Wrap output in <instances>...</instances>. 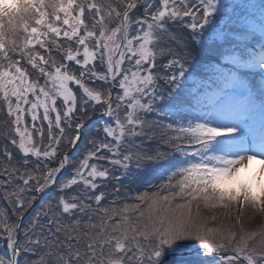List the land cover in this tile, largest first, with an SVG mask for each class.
Masks as SVG:
<instances>
[{
	"label": "trees",
	"instance_id": "16d2710c",
	"mask_svg": "<svg viewBox=\"0 0 264 264\" xmlns=\"http://www.w3.org/2000/svg\"><path fill=\"white\" fill-rule=\"evenodd\" d=\"M131 1L0 0V75L22 72L34 85L24 125L29 142L17 133L0 86V197L6 200L18 189L29 170L41 179L39 188L48 190L80 127L107 112L82 129V141L52 191L75 204L67 215L82 217V229L68 239L82 236V246L91 251L100 240L113 246L141 240L162 259L173 246L169 241L220 231L221 213L235 208V193L221 186L224 169L209 163L220 162L211 152L240 135L216 134L200 119L219 121L217 113L224 117L222 111L236 106L242 94L233 85L237 73L221 62L244 66L248 55L264 52V36L246 29L248 40L242 41L243 27L236 25H230L235 35L226 25L219 35H208L213 21L198 0H142L127 20V43L134 45L123 47L112 97L113 53ZM138 31L151 32L153 39H134ZM57 69L68 77L70 97H61L51 81ZM43 96L49 99L48 117L39 106ZM101 211L107 216H98ZM15 213L10 218L17 225L22 213ZM258 227L260 240L250 241L262 247L264 223ZM244 232L238 227L206 245L237 252ZM61 235L66 239L67 233ZM181 241L175 245H186Z\"/></svg>",
	"mask_w": 264,
	"mask_h": 264
},
{
	"label": "rangeland",
	"instance_id": "374dc122",
	"mask_svg": "<svg viewBox=\"0 0 264 264\" xmlns=\"http://www.w3.org/2000/svg\"><path fill=\"white\" fill-rule=\"evenodd\" d=\"M235 1L237 0H206L204 7L207 14H216L225 11L228 7L227 5ZM142 36H144L143 33ZM19 76L7 73L0 77L4 99L8 96L15 99L14 112L16 113V120L14 122L17 126L21 124L20 121H26L27 113L25 108L28 107L30 95L34 91L30 92L33 85L30 84L29 80L25 79V76H22V74H19ZM57 76L60 78L57 86L62 89L65 87L64 80L60 75L57 74ZM251 77L257 80V89L255 91L261 96V99H259L260 103L264 104L262 78L258 74H251ZM43 97L44 99H42L43 101L39 106L44 109L48 117L49 99H46V96ZM53 100L55 101L56 98L54 97ZM36 104L38 105L39 103L37 102ZM248 107L252 110L255 109L253 103L250 104L248 102L238 109V115L242 119L248 118L247 125L239 122L237 114L231 113V119L228 122L220 125L217 124L215 128L218 133H223L227 129H236L238 132L246 131L248 133L245 137L248 140L246 143L252 146L250 149H247V146L229 148V150L222 154V157L228 160L223 164L226 165L227 169L224 170V175H222L223 182L225 180V183L221 186L226 188L227 193L228 191L234 192V197H236V202L233 206L235 208L226 211L225 216L223 212L221 213L223 220L220 223L225 226H220L222 227L219 228L220 231L216 229L217 227L213 228L216 229L215 232H211L210 229L197 231L199 239L203 237L201 241H197L199 239L195 235L189 236V238L186 235L183 238L179 237V239L167 241L175 245L177 241L182 240L180 243H186L190 246L191 250L198 249V254H202L205 251L200 252V249L208 248L209 241L218 242V239H221L218 234L227 236L231 232H234L236 228L241 227L245 231V235L237 242L234 249L238 250L236 253L241 255V259L239 260L243 261H206L201 259V255H196L190 258L188 256H177L165 264H255L254 262L257 261V257L264 258V246L260 247L258 240L250 241L251 238L257 237L256 230L258 231V226L264 223V174L260 170V164L264 162V148L257 146L254 140L258 135L255 129L258 123L254 118V113L249 111ZM8 110L13 114L10 108ZM38 118L39 114H33L32 119L37 120ZM246 160L250 161L249 167H245L243 164ZM31 171L33 170L25 171L21 174V183L19 182L16 185L18 189L12 191L10 195L6 193L8 196L6 200L0 197V237H3L0 238V264H10L9 257L13 254L12 249L17 237L16 220L10 218L11 215L15 212L24 214L30 205L40 198L38 195H45L46 187L39 188L41 179L38 175L31 174ZM52 174L53 176L57 175L58 169L53 170ZM24 175L26 177L23 181ZM251 182L254 184H251ZM174 194L176 197L178 193L175 192ZM74 207L75 204L69 203L67 200L61 199L56 195L44 196L40 205L26 219L22 227V237L20 238L19 245L20 264H154L156 260H159V252L152 253L144 246L141 240L139 241L140 244L125 243L123 240L117 241L114 246L110 245L111 243L100 240L101 243L98 244L100 247L94 246L92 248L93 251H91L82 246L83 240L81 235L80 238L74 237L68 239L73 233L80 231L82 229L81 224H83L79 213L73 215V217L67 215L70 209ZM248 207L252 210H249ZM100 208H103V206ZM97 214L100 217L107 216L105 211ZM242 219L245 221V224L238 225L242 223ZM92 223L95 224L96 222L92 220ZM92 226L95 227V225ZM107 229L109 233L114 232L109 227ZM61 232L63 234L67 233L66 239L62 237ZM206 236L211 238L207 239ZM6 238L7 240L5 241ZM255 239L260 240V238ZM184 248L186 247H182V250ZM220 248L226 247L221 246ZM143 249L147 252H143ZM213 249H219V247ZM253 251L258 254L253 253Z\"/></svg>",
	"mask_w": 264,
	"mask_h": 264
},
{
	"label": "water",
	"instance_id": "95a60500",
	"mask_svg": "<svg viewBox=\"0 0 264 264\" xmlns=\"http://www.w3.org/2000/svg\"><path fill=\"white\" fill-rule=\"evenodd\" d=\"M138 2V1H137ZM116 60V59H115ZM115 60H114V65H115ZM115 68H116V65H115ZM39 202L40 201H38L35 205H33L34 207L36 206V205H38L39 204ZM30 211H28L27 212V214L29 213ZM26 214V215H27ZM25 215V216H26ZM21 230V226H20V229H19V231ZM20 236H18V238H19ZM17 238V241H16V244H15V248L13 249V250H15V253H14V255H13V257H12V264H17V263H15L14 262V258H15V255H16V253H17V245H18V243H19V239ZM210 253H211V255H213L214 257H216L217 255H218V253H216V252H212V251H210ZM178 253L177 252H172L171 251V253H169L168 254V256H167V258L165 259V260H163V261H161L160 263H158V264H163L167 259H169V258H171V257H173V256H175V255H177ZM220 258L221 259H226V258H228V255H226V254H220Z\"/></svg>",
	"mask_w": 264,
	"mask_h": 264
},
{
	"label": "bare ground",
	"instance_id": "6f19581e",
	"mask_svg": "<svg viewBox=\"0 0 264 264\" xmlns=\"http://www.w3.org/2000/svg\"><path fill=\"white\" fill-rule=\"evenodd\" d=\"M243 164H244L245 167H249L250 161L249 160H246V161H244ZM260 170H262V172L264 174V163H261L260 164Z\"/></svg>",
	"mask_w": 264,
	"mask_h": 264
}]
</instances>
